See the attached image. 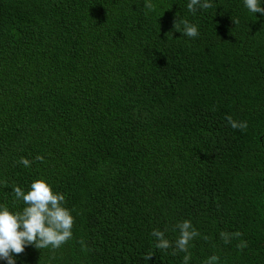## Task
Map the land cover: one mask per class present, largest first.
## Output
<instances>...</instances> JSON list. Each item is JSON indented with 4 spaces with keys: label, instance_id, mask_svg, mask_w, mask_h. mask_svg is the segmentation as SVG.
Listing matches in <instances>:
<instances>
[{
    "label": "trees",
    "instance_id": "16d2710c",
    "mask_svg": "<svg viewBox=\"0 0 264 264\" xmlns=\"http://www.w3.org/2000/svg\"><path fill=\"white\" fill-rule=\"evenodd\" d=\"M188 2L0 0V204L22 209L12 187L43 178L75 220L16 264H183L151 233L174 241L185 219L189 264H264V15Z\"/></svg>",
    "mask_w": 264,
    "mask_h": 264
},
{
    "label": "clouds",
    "instance_id": "9594fccd",
    "mask_svg": "<svg viewBox=\"0 0 264 264\" xmlns=\"http://www.w3.org/2000/svg\"><path fill=\"white\" fill-rule=\"evenodd\" d=\"M243 3L250 12L264 15L261 0H243ZM144 6L149 10L154 7L151 0H145ZM211 7L213 4L210 0H189L187 4V9L192 14H195L198 9L206 10ZM233 22L238 24L239 20L236 19ZM173 27L183 37L195 39L199 36L198 26L190 23L186 18H176ZM226 119L233 129L243 131L248 127L246 121H236L231 116ZM35 159L43 161V157L39 155ZM17 163L25 167L31 165V161L25 157H21ZM12 193L15 200L23 202V207L13 211L8 206L0 204V260L7 261V264H16L14 257L22 254L28 245L37 249L57 250L72 238L75 220L71 210L65 207V196L63 193L54 191L46 179H34L28 191L14 185ZM165 231L167 230L153 229L151 235L156 238V249L172 248V255L183 252L185 253L183 264H189L191 259L189 244L200 235L199 231L187 219L176 223L174 231H178L179 235L174 241L166 238ZM220 235L225 243H230L231 238H238L242 233L221 232ZM237 247L242 250L247 247V243L241 241ZM152 256L146 255L144 259L149 260ZM218 261L219 257L212 255L203 264H218Z\"/></svg>",
    "mask_w": 264,
    "mask_h": 264
}]
</instances>
